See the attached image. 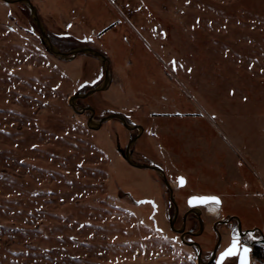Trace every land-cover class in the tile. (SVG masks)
Returning a JSON list of instances; mask_svg holds the SVG:
<instances>
[{"label": "rangeland", "instance_id": "1", "mask_svg": "<svg viewBox=\"0 0 264 264\" xmlns=\"http://www.w3.org/2000/svg\"><path fill=\"white\" fill-rule=\"evenodd\" d=\"M31 1L61 50L108 57L109 87L77 103L143 126L134 156L159 154L176 187L185 177L180 214L188 195L220 197L201 206L203 247L229 215L264 231V0ZM103 78L92 55L49 53L29 9L0 0V264H197L156 174L121 155L138 130L91 129L70 106Z\"/></svg>", "mask_w": 264, "mask_h": 264}, {"label": "flooded vegetation", "instance_id": "2", "mask_svg": "<svg viewBox=\"0 0 264 264\" xmlns=\"http://www.w3.org/2000/svg\"><path fill=\"white\" fill-rule=\"evenodd\" d=\"M83 106L84 105H80L77 103V109H80ZM86 106H89V105H86ZM86 112H88V118H89L90 112L88 110H85L83 113H86ZM94 118H96L95 115H94ZM137 133H135L132 137L137 135ZM130 149H131V158L135 162H138L141 164H149L152 167H156L159 169L157 170L152 167L147 168L156 174V177H158V179L160 180V186L164 188L166 199H163L162 204L165 205L168 209L174 210L172 216L169 219L171 229H173L179 234L180 240L183 243L190 245L195 249L196 257H197L196 258L197 264H216L219 254L230 246L234 237H238L241 247H247L249 249V252H248L249 253V264H253V261L255 260L264 261V231H263V228L257 225L248 226L247 223L242 218L234 214L229 215L228 217L219 218L213 221L210 232L213 235L214 240L212 241L210 247L208 248L203 247L196 240V237L199 235H195V233L198 232L200 229L199 218L194 212H190L191 207L189 206L190 196L202 195V194L194 193V194L188 195L185 199V204L187 206V209L181 214L178 211L177 216L174 217L175 209L178 208L179 210V201H177L176 199V194L178 193V189H181L186 185V179H185V184L180 185L179 184L180 177H183V176L179 175L177 177V187H176L175 185H173V182L169 180L167 171H166V165L164 163V160L162 159V157H160L159 154H156V156H153L151 154H139V156L141 157V160H138L134 156L135 151H136L135 148L131 147ZM138 204L139 205L150 204L154 210L157 209L156 202L149 197L139 199ZM174 218L175 220H174L173 227H172L171 221ZM176 222H177V227H176ZM204 229H205V223L203 221V231ZM193 242L199 243L200 249L195 244H189ZM199 252H200V257H201L200 262L198 261ZM238 262H239V256L237 255V256H231V257L226 258L223 261V264H238Z\"/></svg>", "mask_w": 264, "mask_h": 264}, {"label": "water", "instance_id": "3", "mask_svg": "<svg viewBox=\"0 0 264 264\" xmlns=\"http://www.w3.org/2000/svg\"><path fill=\"white\" fill-rule=\"evenodd\" d=\"M3 1H5L6 3H16V2L22 3L23 5H25L29 9L31 19L34 21V23L39 28V31L41 34V41H42L43 45L45 46L46 50L49 53H51L52 55H54L55 57H57L59 59H63V60H71L75 56H77L79 53H85V54H89V55L96 57L100 61L101 66L104 69L103 80L98 85L93 86L92 88H90L86 92H77V93L71 95L69 97L68 102H69L70 106L78 113H83L85 110H88L90 112V116L87 120V126L91 129H99L104 122H106L110 119H113V118H117L118 120H120V122L127 129H130V130L137 129L138 130L137 135H135L134 137H132L130 139L129 143L127 144V146L124 150L121 149V155L132 166H135L138 168L152 167L149 164H141V163L135 162L131 158V149L130 148L136 142L138 137L142 134V132H143V126L142 125L136 124V123H129L127 121V119L125 118V116L121 113H118V112L109 113L108 115L97 119V118H94V115H95L94 107L83 106L80 109H77V100L84 99V98L88 97L89 95H91L95 92L106 90L109 87V85L111 84L113 78H112L111 69L109 67L110 61H109L108 57L106 55H104L102 52H100L99 50L92 48V47H89V46H80V47L71 48L69 50H61L57 45H55L53 43L50 35L46 32V27H45L43 21L41 20V18L39 16L38 8L31 0H3ZM152 168L159 170L156 167H152ZM181 178H183V179H181ZM179 184L180 185L185 184V178L184 177H180ZM203 197H217L219 200V203H217L216 201H212V200L202 202L201 200H198V199L194 200L193 199V198H203ZM190 201H192V202L190 203ZM210 203L221 204V199L217 195H208V194L192 195L189 198V206L191 207L190 212H194L198 216L199 222H200V229L198 232L195 233V235H200L203 231V219L201 216V206H205V205L210 204ZM178 211H179L178 208H176L174 217L177 216ZM174 220H175V218L171 221L172 227H173ZM182 238H183V236H182ZM189 244H195L200 249L199 243L193 242V243H189ZM247 258L249 261V253L247 254ZM218 260H219V257H218L217 261ZM198 261L199 262L201 261L200 252H199ZM217 261H216V264H217ZM238 264H240V260H239Z\"/></svg>", "mask_w": 264, "mask_h": 264}, {"label": "snow or ice", "instance_id": "4", "mask_svg": "<svg viewBox=\"0 0 264 264\" xmlns=\"http://www.w3.org/2000/svg\"><path fill=\"white\" fill-rule=\"evenodd\" d=\"M183 179V178H181ZM194 200H201L203 201H216L219 203V200L217 197H203V198H193ZM192 201H190L191 203ZM249 252V249L247 247H241L238 237H234L230 246L226 248L224 251H222L219 254V260L217 261V264H223V261L231 256H239L240 264H249L247 254Z\"/></svg>", "mask_w": 264, "mask_h": 264}, {"label": "bare ground", "instance_id": "5", "mask_svg": "<svg viewBox=\"0 0 264 264\" xmlns=\"http://www.w3.org/2000/svg\"><path fill=\"white\" fill-rule=\"evenodd\" d=\"M205 209L207 212H214L216 210L215 206L213 204H208L205 206Z\"/></svg>", "mask_w": 264, "mask_h": 264}]
</instances>
